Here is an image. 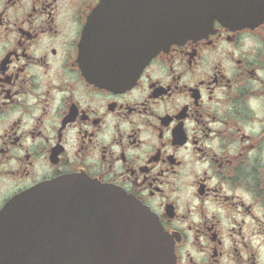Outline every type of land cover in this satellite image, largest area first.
I'll return each mask as SVG.
<instances>
[{
    "label": "flooded vegetation",
    "instance_id": "obj_1",
    "mask_svg": "<svg viewBox=\"0 0 264 264\" xmlns=\"http://www.w3.org/2000/svg\"><path fill=\"white\" fill-rule=\"evenodd\" d=\"M143 1L0 0V210L77 176L147 208L173 264H264V21L95 76L90 50L152 26Z\"/></svg>",
    "mask_w": 264,
    "mask_h": 264
},
{
    "label": "water",
    "instance_id": "obj_2",
    "mask_svg": "<svg viewBox=\"0 0 264 264\" xmlns=\"http://www.w3.org/2000/svg\"><path fill=\"white\" fill-rule=\"evenodd\" d=\"M153 28L147 44L137 41L132 70L164 46L197 37L230 0H150ZM239 0L251 19L263 20L264 1ZM107 68V67H105ZM172 262V261H171ZM0 264H170L163 233L132 197L81 178L38 184L0 211Z\"/></svg>",
    "mask_w": 264,
    "mask_h": 264
}]
</instances>
